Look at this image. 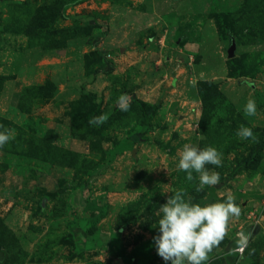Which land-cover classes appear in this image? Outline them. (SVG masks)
<instances>
[{
  "label": "rangeland",
  "instance_id": "obj_1",
  "mask_svg": "<svg viewBox=\"0 0 264 264\" xmlns=\"http://www.w3.org/2000/svg\"><path fill=\"white\" fill-rule=\"evenodd\" d=\"M241 124L264 141V0H0V264H171L153 238L180 189L241 209L205 264H264V148L247 164ZM184 144L222 154L218 184L196 191Z\"/></svg>",
  "mask_w": 264,
  "mask_h": 264
},
{
  "label": "clouds",
  "instance_id": "obj_2",
  "mask_svg": "<svg viewBox=\"0 0 264 264\" xmlns=\"http://www.w3.org/2000/svg\"><path fill=\"white\" fill-rule=\"evenodd\" d=\"M99 102V101H97ZM121 111L130 109L127 94L118 98ZM245 116H255L257 105L254 99H249L244 106ZM107 121L106 115L92 117L89 124L102 125ZM0 128H3L0 125ZM236 135L241 139H251L259 142L251 128L240 125ZM15 139V130L4 128L0 131V149ZM222 166V154L212 146L199 149L190 144H184L179 152L178 168L187 173L186 179H196L193 173L198 174L196 191H202L205 186H214L220 181V174L209 171L206 165ZM183 189L176 190L175 194L167 198L161 205L163 214L158 221L159 235L155 236L157 254L171 264H205L209 260V253L218 247L227 232L229 221L240 215V207L229 195L224 202L200 205L185 199Z\"/></svg>",
  "mask_w": 264,
  "mask_h": 264
},
{
  "label": "trees",
  "instance_id": "obj_3",
  "mask_svg": "<svg viewBox=\"0 0 264 264\" xmlns=\"http://www.w3.org/2000/svg\"><path fill=\"white\" fill-rule=\"evenodd\" d=\"M106 66L102 69L103 73L105 74H109L112 72L113 70V65L111 62H106ZM139 104V112L141 114V117L143 119V122L145 124V126H150V120H151V117L149 115V112L148 110L146 109L145 105L141 102L138 103ZM264 148V141L262 142H259L255 147L254 149L252 150L250 156H249V159H248V163L247 164H251L253 162H255L257 159H258V156L259 154L261 153V151L263 150Z\"/></svg>",
  "mask_w": 264,
  "mask_h": 264
},
{
  "label": "water",
  "instance_id": "obj_4",
  "mask_svg": "<svg viewBox=\"0 0 264 264\" xmlns=\"http://www.w3.org/2000/svg\"><path fill=\"white\" fill-rule=\"evenodd\" d=\"M235 49H236V44H235L234 41H232L231 47H230V50H229V58H233L234 57Z\"/></svg>",
  "mask_w": 264,
  "mask_h": 264
}]
</instances>
